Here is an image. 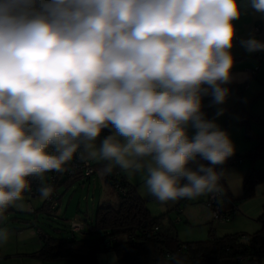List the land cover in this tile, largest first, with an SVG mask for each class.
Instances as JSON below:
<instances>
[{
    "label": "clouds",
    "instance_id": "clouds-1",
    "mask_svg": "<svg viewBox=\"0 0 264 264\" xmlns=\"http://www.w3.org/2000/svg\"><path fill=\"white\" fill-rule=\"evenodd\" d=\"M247 10L264 19V0H0V219L31 177L49 198L45 174L74 156L106 162L102 177L140 173L161 204L223 194L235 146L203 101L229 96ZM239 45L264 51L254 35Z\"/></svg>",
    "mask_w": 264,
    "mask_h": 264
},
{
    "label": "trees",
    "instance_id": "trees-1",
    "mask_svg": "<svg viewBox=\"0 0 264 264\" xmlns=\"http://www.w3.org/2000/svg\"><path fill=\"white\" fill-rule=\"evenodd\" d=\"M253 116L264 125V119L259 118V114ZM241 123L247 137L255 136L259 140L251 155L255 156L264 148V134L255 135L249 131L247 117L242 118ZM93 165L95 167V163ZM114 177L115 173L109 174L107 180L115 189L110 180ZM75 179L66 183L71 184ZM262 180L264 170L249 167L243 178L242 197L252 196L255 185ZM122 185L123 194L116 191L119 198L117 206L99 205L93 222H86L85 229L79 232L83 235L80 238L70 232L68 226L70 235L66 237L44 232L46 235L40 236L43 244L37 252L39 257L48 260L69 258L80 264H100L95 258V250L101 248L114 251L116 264H164L173 255L184 258L185 264H264V213L259 215L261 226L255 232L216 235L210 229L208 238L185 243L180 241L171 225L158 224V216L151 214L145 200L125 177ZM10 210L11 207L6 212ZM38 210L46 215H55L49 213L44 204ZM36 212L37 209H34L33 214ZM155 226L157 229H154ZM238 257H241L242 262L238 261Z\"/></svg>",
    "mask_w": 264,
    "mask_h": 264
},
{
    "label": "crops",
    "instance_id": "crops-1",
    "mask_svg": "<svg viewBox=\"0 0 264 264\" xmlns=\"http://www.w3.org/2000/svg\"><path fill=\"white\" fill-rule=\"evenodd\" d=\"M238 38L235 46L232 49L233 56L235 58V65L233 67V80L228 85H225L230 89L229 96L223 105L210 106L211 97H205L203 103L206 104L209 109L208 119H214L217 124L225 130L235 146V155H243L247 150H256L258 145V138L255 136L247 137L244 129V125L241 123L242 118L247 117V123L253 134H264V125H262L257 118H254L253 114H259V118L264 119L259 104V93L261 87H264V83H261V79L264 80V56L262 58L257 57V52L247 53L240 45V38H248L250 35H254L256 38L264 41V19L258 15L247 12L238 21H236ZM264 82V81H262ZM218 108H223V115L217 116ZM240 162L231 165H224L220 168L226 169L231 173L237 174L234 177L232 186L230 187L227 182L222 181L224 184V195L228 200H223L221 203V209L224 211L230 210L235 207L236 213L229 221L219 223V221L212 222L209 212L206 214L205 206L204 213L200 219H204L208 222L207 228L214 230L216 235H224L230 233L247 234L255 232L259 229V215L264 213V187L257 191V185H264V180L257 183L254 187L252 196L243 198V178L249 167H257L264 170V148L255 156H244ZM206 161H201L205 163ZM97 169L95 168V172ZM242 178V180H241ZM126 181L127 178L125 177ZM65 185V184H64ZM62 195V193H61ZM208 194L202 195L203 200ZM25 199L26 197L23 196ZM38 198V197H32ZM42 206V204L40 205ZM29 207L37 209L40 207ZM43 212V211H41ZM34 219L32 222H36L35 216L38 214L30 213ZM74 218V217H72ZM71 218V219H72ZM15 222H30L31 219L23 216L22 214H16L13 216ZM84 221H86L84 219ZM167 226V225H166ZM50 227V226H49ZM16 235L22 233L17 228ZM38 230L35 233L39 238V247L37 249L21 250L17 245L18 241L9 239L11 244L0 245V264H80L74 259L59 258V259H43L38 255V249L41 248L43 240L39 237ZM16 237V236H15ZM17 243V244H16ZM31 243V242H30ZM33 243V242H32ZM16 244V245H15ZM28 243H23V245Z\"/></svg>",
    "mask_w": 264,
    "mask_h": 264
},
{
    "label": "rangeland",
    "instance_id": "rangeland-1",
    "mask_svg": "<svg viewBox=\"0 0 264 264\" xmlns=\"http://www.w3.org/2000/svg\"><path fill=\"white\" fill-rule=\"evenodd\" d=\"M247 12L251 11L247 10L245 14ZM260 81L264 83L262 82L264 80L261 79ZM259 95V106L262 111L261 113L264 114V87H261ZM243 158L245 157H242V159ZM93 163H95L97 171L93 173L90 178L76 179L72 181L71 184L66 183L58 187L59 193H62V195L59 199L60 203L58 208L53 211V214H55L54 216L46 215V213L38 211L36 212L38 215L35 216L36 222H32L34 216L28 215L29 213L27 212H29V207L36 208L40 206L43 204L44 199H41L40 196L38 198L25 196V199L23 198L22 201L17 202V205H23L24 207L10 206L12 210L4 213V218L0 219V228L8 229L10 233L9 239L17 240L18 244H16L19 245L18 247L21 248V250L26 249V251H30L29 249L32 247L33 249L39 247V238L35 233L37 228L50 235L53 234L58 237H66L70 235L67 223L72 217L79 220L85 219L87 223H90L93 222L95 210L99 205L109 204L116 207L119 201L116 190L107 180L108 175L102 177L99 174V169L103 167L106 162L93 161ZM190 166L195 168L194 164ZM115 172L127 178V182L133 185L140 194L139 196L145 200L146 207L151 214L153 216H158V224L161 226L171 225L175 229L180 241L186 243L208 238V222L204 219H200L202 214H205L203 206L205 205L208 195L204 200L203 196H200L192 200L180 199L161 204L143 187L144 180L140 173L129 174L121 170L119 166H114L112 173ZM205 208L207 210H205L206 214L209 212V218H211V211L206 206ZM16 214H22L30 218L31 221L21 223L15 222L13 216H16ZM212 222L216 223L217 221L212 220ZM222 222L224 221H219V223ZM17 228H20L19 231L22 233L31 230L35 234L27 236L26 238H20L19 234L16 235L18 232ZM53 228L58 229L53 230ZM75 236L80 238L83 235L77 232ZM26 242L28 245L21 246ZM6 244L11 243L7 242ZM95 253V258L100 264H116L115 253L112 249L105 250L100 248L99 250H95Z\"/></svg>",
    "mask_w": 264,
    "mask_h": 264
},
{
    "label": "built area",
    "instance_id": "built-area-1",
    "mask_svg": "<svg viewBox=\"0 0 264 264\" xmlns=\"http://www.w3.org/2000/svg\"><path fill=\"white\" fill-rule=\"evenodd\" d=\"M264 56V51L257 52V57L262 58ZM203 111L206 113V115L209 114V109L207 108V105L204 104ZM254 150H247L243 155H233L228 158L226 163L224 165H233L235 163H238L242 160V157L244 156H251L253 155ZM208 162L206 161L205 164ZM222 165V166H224ZM222 166H217L218 168ZM65 170L63 172H48L45 174V182L52 186L53 191L49 198L44 199L43 204L49 211V213L53 214V211H55L60 203L61 193H59V188L61 185L66 184L68 180H73L75 178L77 179H83V178H90V176L95 173V167L93 165V162H89L87 164L81 162L77 157L74 156L73 160L68 162L65 166ZM76 180V179H75ZM110 180L113 181V185L115 187V190L122 193L124 192V186L122 185L124 176H121L120 173L115 172L114 179L110 178ZM30 181V190H27L25 193H23L24 196H30V197H39L40 193L38 191V188L40 186V181L36 177L29 178ZM223 200H228L227 197L223 194L215 195V194H208V198L205 201V205L210 211L212 215L213 221H228L234 216L236 213V209L233 205L230 210L224 211L221 209V203ZM30 213L34 212L33 208H30ZM70 232L77 233L82 232L86 227V221L79 220V219H70L67 223ZM154 229H157V226L154 227ZM39 237L45 236L46 234L42 230H38ZM238 261L242 262L241 257L237 258ZM256 262V261H255Z\"/></svg>",
    "mask_w": 264,
    "mask_h": 264
}]
</instances>
